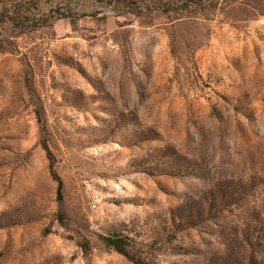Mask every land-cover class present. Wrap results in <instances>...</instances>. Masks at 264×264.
<instances>
[{
    "label": "rangeland",
    "instance_id": "rangeland-1",
    "mask_svg": "<svg viewBox=\"0 0 264 264\" xmlns=\"http://www.w3.org/2000/svg\"><path fill=\"white\" fill-rule=\"evenodd\" d=\"M13 1L0 264H264V0Z\"/></svg>",
    "mask_w": 264,
    "mask_h": 264
},
{
    "label": "trees",
    "instance_id": "trees-1",
    "mask_svg": "<svg viewBox=\"0 0 264 264\" xmlns=\"http://www.w3.org/2000/svg\"><path fill=\"white\" fill-rule=\"evenodd\" d=\"M14 7L15 6L13 0H0V11H2L1 12L2 15L6 16L5 19L6 22L10 20L8 15L11 13V9ZM9 48H10L9 45L0 44V52L9 51L10 50ZM56 179L58 182V198L62 199L64 182L60 177H57V175H56ZM106 241L109 245L113 246L117 252L128 258H131L128 250V247L130 246L128 237H122L121 235H114L112 237L111 236L107 237Z\"/></svg>",
    "mask_w": 264,
    "mask_h": 264
}]
</instances>
